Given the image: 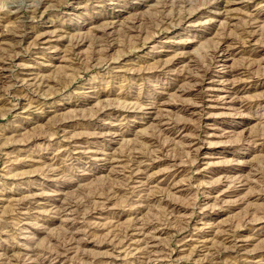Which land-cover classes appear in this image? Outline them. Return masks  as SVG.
<instances>
[{
	"label": "rangeland",
	"instance_id": "obj_1",
	"mask_svg": "<svg viewBox=\"0 0 264 264\" xmlns=\"http://www.w3.org/2000/svg\"><path fill=\"white\" fill-rule=\"evenodd\" d=\"M0 64V264H264V0H0Z\"/></svg>",
	"mask_w": 264,
	"mask_h": 264
},
{
	"label": "bare ground",
	"instance_id": "obj_2",
	"mask_svg": "<svg viewBox=\"0 0 264 264\" xmlns=\"http://www.w3.org/2000/svg\"><path fill=\"white\" fill-rule=\"evenodd\" d=\"M110 27H111V26H110ZM10 56H11V55H10ZM3 67H4V65H3V64H0V72H1V71H4V68H3ZM63 194H64V193H63ZM146 235H147V234H146ZM151 240H152V239H151Z\"/></svg>",
	"mask_w": 264,
	"mask_h": 264
}]
</instances>
